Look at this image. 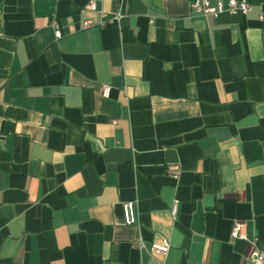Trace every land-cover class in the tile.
<instances>
[{
	"label": "crops",
	"instance_id": "0c3cea01",
	"mask_svg": "<svg viewBox=\"0 0 264 264\" xmlns=\"http://www.w3.org/2000/svg\"><path fill=\"white\" fill-rule=\"evenodd\" d=\"M88 1L0 0V264H253L264 0L215 19L193 0H94L121 13L102 28Z\"/></svg>",
	"mask_w": 264,
	"mask_h": 264
},
{
	"label": "built area",
	"instance_id": "2783aa9c",
	"mask_svg": "<svg viewBox=\"0 0 264 264\" xmlns=\"http://www.w3.org/2000/svg\"><path fill=\"white\" fill-rule=\"evenodd\" d=\"M84 8L86 10L97 13L98 16L97 26L101 28L105 27L108 24L116 23L121 18L120 12H117L116 14L108 17L105 13L98 11L94 0H89L88 2H86ZM190 10L196 16L215 19L224 12L232 15L233 14L245 15L249 11H251V6L246 2V0H214V1L193 0L190 4ZM51 25L52 27H54V37L59 38L61 34L59 30L56 28L57 26L55 22H52ZM93 25L94 23L91 20L83 21L84 28H88ZM110 90L111 88L109 86L104 85L100 92L101 96L103 98H108L110 95ZM165 171L166 174L173 179H176L179 175V169L177 166H167ZM175 210H176V202H174L171 206L172 215L175 214ZM122 216H123V221L126 225H134L136 223L133 206L131 203H125L122 205ZM230 235L233 239H237V238L244 239V236H242L240 233L239 224H235L233 226ZM169 247H170L169 242L167 240H161L159 243L151 244L150 247L147 249V251L151 255H157L161 258H164L169 251ZM250 258L253 264H264V251L259 249H254L251 253Z\"/></svg>",
	"mask_w": 264,
	"mask_h": 264
}]
</instances>
